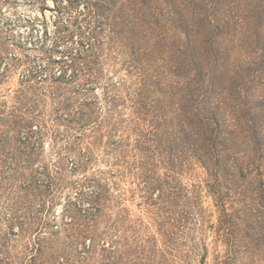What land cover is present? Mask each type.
<instances>
[{"label":"rangeland","instance_id":"obj_1","mask_svg":"<svg viewBox=\"0 0 264 264\" xmlns=\"http://www.w3.org/2000/svg\"><path fill=\"white\" fill-rule=\"evenodd\" d=\"M39 1L0 0V53L20 58L0 81V264H224L228 246L217 233L220 212L207 171L186 154L175 155L171 169L166 158L160 161V148L173 144L165 120L173 121L178 99L167 49L154 54L146 78L152 111L165 120L134 112L128 98L143 86L119 60L106 61L95 90L84 94L73 93L75 82H30L29 69L37 68L38 78L51 73L40 68L57 66L53 60L76 46L66 40L68 30L54 32L56 14L41 10ZM48 5L52 9L53 0ZM243 59L239 49L231 62ZM263 91L258 85L254 94ZM83 97L92 101L93 113L85 127L75 113ZM224 127L237 129L231 121ZM22 129H32L30 140L10 138ZM236 134L233 150L243 154V136L236 131L228 137ZM247 160L225 174L241 186L232 190L236 199L229 205L240 226L230 264H264V247L253 253L244 232L259 213L247 188L255 174L242 177L253 168Z\"/></svg>","mask_w":264,"mask_h":264},{"label":"trees","instance_id":"obj_2","mask_svg":"<svg viewBox=\"0 0 264 264\" xmlns=\"http://www.w3.org/2000/svg\"><path fill=\"white\" fill-rule=\"evenodd\" d=\"M39 2L41 10L55 12L54 32L68 30L66 40L73 39L76 46L53 60L57 66L40 68V73L48 69L51 73L38 78V69H29L26 78L30 82L43 83L48 78L53 83L75 82L73 93L84 94L95 90L93 81L103 72L101 67L106 61L119 60L128 73L138 76L143 86L133 98L127 97L134 112L153 113L156 121L165 120L164 114L152 111L156 106L154 100H149L151 90L146 78L154 54L167 49V69L176 78L173 94L178 99L173 121L165 120L173 144L167 150L160 148V161L166 158L171 169L177 166L173 161L186 154L200 161L207 171L206 185L220 212L217 233L228 246L223 263L230 264L235 258V237L240 226L229 212V205L236 199L231 197L232 190L241 191V186H233L225 174L247 158L253 168L242 177L255 174L249 178L247 188L255 197L253 211L257 209L259 213L252 216L254 220H248L244 232L253 253L264 247V91L259 96L254 94L258 85L264 87V0H53L52 9L48 0ZM2 39L0 34V43L5 44ZM237 40L241 43L236 46ZM226 42L231 44L225 46ZM239 49L244 59L234 64L232 55ZM19 59L17 54L0 53V81ZM81 76L86 81L77 84ZM91 104L83 97L76 108V117L83 121V127L93 115L88 109ZM64 106L67 108L70 103ZM157 106L163 107L161 103ZM69 116L74 121L71 113ZM3 121L0 114V125ZM230 121L247 141L243 154L233 150L238 145V135L228 137L236 131L226 132L224 127ZM31 132L32 129L18 130L10 138L23 143L31 139ZM144 135L146 140L153 139L140 134ZM154 135L160 137L159 131ZM2 147L1 143L0 150ZM3 151L11 154L10 148Z\"/></svg>","mask_w":264,"mask_h":264}]
</instances>
